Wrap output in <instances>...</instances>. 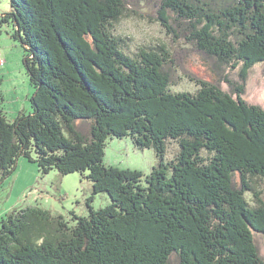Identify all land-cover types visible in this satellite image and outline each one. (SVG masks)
<instances>
[{"label": "trees", "instance_id": "1", "mask_svg": "<svg viewBox=\"0 0 264 264\" xmlns=\"http://www.w3.org/2000/svg\"><path fill=\"white\" fill-rule=\"evenodd\" d=\"M9 3L0 27L25 52L33 94L28 115L9 122L0 110V183L23 157L42 175L79 173L92 192L86 216L8 213L0 264H264V108L245 99L250 70L261 64L264 75V0ZM141 3L178 51L129 52L116 26ZM190 52L220 80L187 74ZM175 70L197 89L172 90ZM112 138L152 149L157 165L146 176L106 166ZM99 193L109 203L95 210Z\"/></svg>", "mask_w": 264, "mask_h": 264}, {"label": "rangeland", "instance_id": "2", "mask_svg": "<svg viewBox=\"0 0 264 264\" xmlns=\"http://www.w3.org/2000/svg\"><path fill=\"white\" fill-rule=\"evenodd\" d=\"M141 4L137 10L138 17L122 19L116 26V34L124 38L129 52L137 53L139 48L161 43L178 51L177 45L171 42L156 19V10L147 3ZM9 11V0H0V15ZM11 33L10 25L4 24L0 27V110L9 122L19 114L31 113L29 100L33 94L23 64L25 52L19 41L12 38ZM185 47L190 49V46ZM183 70L205 82L215 83L220 80L211 67L193 52L186 57ZM225 73L230 79L237 78V69H228ZM172 78L174 91L192 92L197 89L195 83L189 82L181 70L173 71ZM221 85L226 88L224 83ZM245 99L264 108V75L261 64L255 65L249 72ZM174 150V145H171L165 155L166 162L171 159ZM103 163L119 169L139 171L146 176L157 165V159L152 149H139L130 138H112L107 141ZM88 184L90 183L79 173L60 175L56 171H50L42 175L35 164L19 157L15 171L0 183V220L12 210L35 206L62 215L66 220L70 219L71 212L86 216V201L91 196ZM256 186L264 199V181H259ZM102 196L108 198L105 193L93 197L91 207L95 210L106 207ZM246 198L250 199L249 193ZM258 242L264 256V239L258 238Z\"/></svg>", "mask_w": 264, "mask_h": 264}, {"label": "crops", "instance_id": "3", "mask_svg": "<svg viewBox=\"0 0 264 264\" xmlns=\"http://www.w3.org/2000/svg\"><path fill=\"white\" fill-rule=\"evenodd\" d=\"M88 189H91V192H92V186H91V184H88ZM102 200H103V202H105V201H106V204H108V203H109V200H108V198H105V197H103V196H102Z\"/></svg>", "mask_w": 264, "mask_h": 264}]
</instances>
